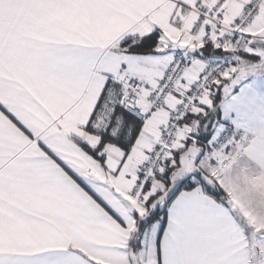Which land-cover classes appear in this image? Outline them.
Here are the masks:
<instances>
[{
    "label": "snow or ice",
    "instance_id": "obj_1",
    "mask_svg": "<svg viewBox=\"0 0 264 264\" xmlns=\"http://www.w3.org/2000/svg\"><path fill=\"white\" fill-rule=\"evenodd\" d=\"M0 264H264V0H0Z\"/></svg>",
    "mask_w": 264,
    "mask_h": 264
}]
</instances>
